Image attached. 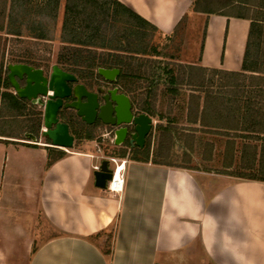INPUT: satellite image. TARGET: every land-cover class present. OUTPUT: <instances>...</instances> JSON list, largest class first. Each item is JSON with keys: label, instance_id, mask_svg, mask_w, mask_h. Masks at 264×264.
Here are the masks:
<instances>
[{"label": "crops", "instance_id": "1", "mask_svg": "<svg viewBox=\"0 0 264 264\" xmlns=\"http://www.w3.org/2000/svg\"><path fill=\"white\" fill-rule=\"evenodd\" d=\"M116 1L166 36L192 11L191 0ZM197 15L205 17L201 50L197 61L182 68L234 81L249 21ZM180 73L172 72V82L160 78L165 82L157 85L150 117L161 127L171 125V136L149 150L148 163L130 161L128 154L115 159L124 164L118 194L94 185L93 168L102 157L94 140L75 135L73 147L56 149L64 156L47 166L45 148L51 147L38 137L42 125L25 141L0 133V264H264V182L200 166L201 143L210 144V158L202 161L212 162L222 136L209 135L214 145L197 136L199 118L196 124L190 119L202 110L204 74L197 84V76ZM177 137L183 143L189 138L193 147L182 149ZM76 140L86 142L77 146ZM91 145L94 152L86 150Z\"/></svg>", "mask_w": 264, "mask_h": 264}, {"label": "trees", "instance_id": "2", "mask_svg": "<svg viewBox=\"0 0 264 264\" xmlns=\"http://www.w3.org/2000/svg\"><path fill=\"white\" fill-rule=\"evenodd\" d=\"M191 1L192 11L195 13H201L207 16L226 15L219 14L217 11L220 10L216 11L209 7L206 0ZM244 1L247 3L241 1L237 6L246 9L244 4H247V7H249L250 3L257 0ZM232 2L233 0H229L224 8H232ZM110 3L113 7L99 0H67L66 8L77 10L75 15H78L77 17L81 19V30L82 34H85V36L83 41L68 43L70 48L66 49L67 52L59 54L56 65L63 71L73 74L80 81L92 79L99 68L118 69L120 75L117 78V83L122 91L130 97L134 109L140 114L151 117L153 116L156 103L157 87H154V90H150V88L146 87V92L143 95H138L136 93L141 87H134L135 83H138L141 79L147 80L148 77L145 75L146 72H142L143 65L141 66L140 64L134 67L131 60H134V57L137 56L146 57L151 55L152 51L148 49L150 48L149 45L139 41L140 35H143L147 31V28H151V30L155 32L158 31L116 0H112ZM259 8L264 11V3L262 6L260 5ZM116 9H119V11L116 12ZM230 17L249 21V31L241 72L233 74L236 76V79L227 86L228 89H232L236 92L224 96L222 93L205 92L202 110L199 116L197 115L198 110L196 109L195 115L191 113L194 119H190L193 121L191 122L192 124H196L199 118V126L203 131L202 133L218 135L228 139L224 154H226L228 161H230L229 165L232 164L235 139L264 142V138H262L264 137V66H261L264 62L262 61V64L260 63L257 51L262 35V27L259 26V23L255 22L252 17L246 15ZM119 19H124V21L121 22ZM185 19L186 16L182 18L173 32L183 24ZM118 23H121L122 29L115 30L117 29V25H119ZM107 25L109 28H107ZM35 39L44 40L41 35L37 36ZM121 39L126 40V43L124 44L121 42ZM253 47H255L256 50H252ZM254 51H256V55ZM124 57H129L127 58L129 61H124ZM251 60L255 61L251 63ZM35 68L40 67L36 66ZM171 74L172 72L166 70L161 75L165 78H170ZM152 77L153 74L150 78L152 79ZM158 77L160 78V76ZM245 78L250 81V86H248V88L246 87L249 89L246 93L240 92L245 89L242 83ZM170 81L172 82L173 80L171 79ZM174 94L176 93H172V95ZM0 100L8 102L9 106L15 111H21L25 108L24 103L26 101L18 99L14 94L9 92V83L6 79V68L2 56L0 57ZM195 100L194 104L197 105V108L198 106L200 107L199 99ZM194 104L192 101V107ZM219 108L221 109L219 110ZM217 110L218 115L214 114V117L217 115L221 121H219V123H214L215 119H209L208 116H211ZM39 117H41V115H39ZM37 125V129H39L41 118ZM170 126L171 125H168L165 128L161 126L158 127L163 134L166 133L168 136H171L170 133H172V129L169 128ZM187 131L190 133L195 132L193 128H188ZM150 136L151 133L143 149L134 148L127 152H122L117 157L113 156L110 158L124 159L126 154H128V159L130 161L148 163ZM76 138L87 141H92L94 139L91 133H85L84 135L79 134L76 135ZM46 144L50 145L49 141H47ZM45 150L48 151L47 166H50L54 161L64 156L63 152H58L53 148L46 147ZM248 150L253 152L250 157H247L246 152ZM256 150V147L248 146L247 144L241 146L240 179L264 182V147H261L258 159ZM34 252L35 250H32V253Z\"/></svg>", "mask_w": 264, "mask_h": 264}, {"label": "rangeland", "instance_id": "3", "mask_svg": "<svg viewBox=\"0 0 264 264\" xmlns=\"http://www.w3.org/2000/svg\"><path fill=\"white\" fill-rule=\"evenodd\" d=\"M99 1L105 3L106 5L108 3V6H111L110 2H112V0ZM206 1L209 7L216 11L220 10L217 11L219 14H226L230 16L246 15L248 17H252L255 22L259 23V26L262 27V35L259 42V49L257 51L259 61L262 64V61L264 62V11L260 10L259 7L260 5H263V0H257L250 3L249 7H247V4H244L246 9L237 6V4L241 1L246 2L244 0H233L232 8H224L229 0ZM66 6L67 0H0V57H3L5 68L8 65L25 64L34 67H42V69L47 72L52 66L56 65L59 54L67 52L66 49L70 48L68 43L84 40L85 34H82L80 25L81 19L80 17H77L78 15H75L77 10L75 11L74 9H67ZM117 11H119V9H116V12ZM204 18V16H199L197 13L191 11L190 14L186 16L183 24L175 32L169 34L168 36L155 32L151 30V28H147V31L143 35H140L139 41L143 44L149 45L151 49H148L152 52L150 56H137L134 57V60H131V63L134 67L140 64L141 66L143 65L142 72H146L145 75L148 77L147 80L141 79L138 83H135L134 87H141H138L139 90L136 91L138 95L145 94L146 87L152 90L154 87H158L157 85H159L160 82L164 83L165 81L162 82L159 80L161 77L165 80V77L161 74L166 70L169 72H175L181 76L182 73H180V71L182 69H185L189 74L192 75L193 78L197 76V80H194L195 83L197 82V84L201 82L200 79L203 78L201 75L204 74V85L206 87V92H213L216 94L222 93L223 96L236 92L232 89H228L227 87L233 82L232 78H221L220 76H214L213 73L207 71L199 74L198 71L188 69L186 65L184 68H182V64L184 62L188 63L191 61H197L199 57L204 35ZM119 20L121 22L124 21V19ZM118 24L119 25H117V29L115 30L122 29L120 25L121 23ZM107 28H109L108 25ZM39 35L43 36L44 40L35 39ZM121 42L125 44L126 40L121 39ZM252 50H256V48L253 47ZM254 54H257L256 51H254ZM124 58V61H129V59H127L129 57ZM254 61L255 60H251L250 62L252 63ZM261 66H264V64ZM152 74L153 77L151 79L150 77ZM158 76H160V78ZM194 81L191 80L188 81V83H193ZM242 83L245 89L241 90L240 92H248L249 89L247 88L250 86V81L245 78L243 79ZM188 89L190 88H185V90ZM9 91L14 94V91L11 88H9ZM202 91H204V89ZM167 103L169 102L167 99H165L162 112L166 110ZM24 107L25 108L21 111H15L9 106L8 102L0 100V133L8 134L17 141H25L26 135L31 131L36 130L38 121L41 118L39 117V112L42 113V111L26 102L24 103ZM220 109L221 108H219V110ZM214 114L218 115V110L215 111L211 116H208L209 119H215L214 123H219L221 120H219L217 115L214 117ZM189 119L190 117L188 116V120ZM158 126L161 125H158V123L154 120L152 123L151 136L149 138V150L151 148L155 149L157 144H160L162 140L166 141L168 137V135L162 133ZM42 128L43 127L41 126L39 130V138H42ZM176 129H179V127H175V130ZM91 132L93 133L94 144L97 146V148H99L101 151L100 154L104 159L107 157H116L118 154L126 150L124 148L113 147L112 144L108 142V136L100 137L102 132L92 129ZM201 132L203 131L201 130ZM201 132L199 135H197L200 139L211 140V142L213 141L212 144H215L214 137L209 136L211 134L205 135ZM105 133L106 132L103 134ZM178 137L177 143L179 147L184 149L183 147H186V144L193 147L192 140L185 138L183 143V140L180 141ZM216 140L223 142L221 144H216L219 146L222 145L221 149L217 148L218 152L219 150H222V166L221 164H217L220 162V154L217 151L213 153V155L211 153L212 162L205 163L202 161V159L206 160L210 158L208 153V147L210 144L206 146L205 143H201L199 150L198 147L196 148V150L201 153L196 154L199 157L200 166H206L212 171L221 172L223 174H227V176H233L235 178H239L241 176L239 175L241 172L239 169L241 146L243 144H247L248 146L256 147L257 159L260 154L261 147H264V142L235 139L232 162L235 161L237 164L233 163L234 165L232 166V164L229 165L230 161H228L226 154H224L228 139L226 140V137H222L221 139ZM85 142L86 141L79 142L76 140V145L78 146ZM171 142L175 143V141ZM92 146L93 145H91L89 148L86 147V150L89 152H94L95 150ZM180 152V154H182V151ZM246 153L247 157H250L251 153L253 152L248 150ZM183 158L185 159L184 156ZM180 163L185 164L183 159L180 160ZM187 167L194 168L196 166H191L190 164ZM110 169H113V164L111 163ZM225 169L230 170L227 172Z\"/></svg>", "mask_w": 264, "mask_h": 264}, {"label": "water", "instance_id": "4", "mask_svg": "<svg viewBox=\"0 0 264 264\" xmlns=\"http://www.w3.org/2000/svg\"><path fill=\"white\" fill-rule=\"evenodd\" d=\"M6 73L14 95L41 109V137L49 141V147L64 150L73 147L74 137L69 132V126L58 119V114L63 109L73 111L86 125H92L97 116L109 128L108 132L113 138L111 144L115 148H124L125 151L144 148L152 130V119L138 113L129 98L119 94L117 89L108 91L99 105L97 97L78 84L76 76L57 65L47 72L25 64L8 65ZM119 73L118 69L97 70V74L106 82H114ZM68 99L73 101L64 104ZM93 177L95 187L105 190L112 179L109 160H101Z\"/></svg>", "mask_w": 264, "mask_h": 264}, {"label": "flooded vegetation", "instance_id": "5", "mask_svg": "<svg viewBox=\"0 0 264 264\" xmlns=\"http://www.w3.org/2000/svg\"><path fill=\"white\" fill-rule=\"evenodd\" d=\"M28 66H31V65H28ZM31 67L35 68L34 66H31ZM35 69H38V68H35ZM39 69H42V67H40ZM42 70L44 71V69H42ZM107 70H112V69H107ZM6 75H7V73H6ZM119 75H120V73H119ZM118 76L115 78L114 82H106L102 77H100L97 74V71H96L92 79H89V80L86 79V80H81V81L78 80V84L84 86L85 90L88 93L94 94L97 97L96 102L99 105H101L102 104V98L105 97L107 92L110 90L117 89L119 94L126 95L122 91L119 84L117 83ZM9 88H11L10 85H9ZM126 96L129 98L132 107H134L132 102H131L130 97L128 95H126ZM72 101H73L72 99L65 100L64 104L67 102H72ZM29 105H31V104L29 103ZM34 107L39 109L38 106H34ZM39 113H40L39 115L42 116V113L41 112H39ZM58 119L60 122H63L69 126L71 135L74 137V139H75V135H79V134L84 135L85 133H91L93 135V133L91 132V129L98 131V132H102L100 134V137H103V135H104L103 133L108 132V130H109V128L105 127L102 124V121L100 119H98L97 116L94 118V122L92 125H86L84 122H82V120L80 118H78L75 115V113L73 111H67V110L61 109L59 114H58Z\"/></svg>", "mask_w": 264, "mask_h": 264}, {"label": "built area", "instance_id": "6", "mask_svg": "<svg viewBox=\"0 0 264 264\" xmlns=\"http://www.w3.org/2000/svg\"><path fill=\"white\" fill-rule=\"evenodd\" d=\"M50 94L51 93H49V95ZM105 136H108L109 137L108 142L111 144L113 138H112V136H110V133L109 132H106L103 135V137H105ZM103 159L104 158L101 157V160H103ZM105 159L109 160V162L111 164H113L112 179H111V181H109L107 183L106 189H107V191H109L111 193L118 194V193H120L122 191V186H123V174H122V172H123V170L121 171V174H120V183H115V172L114 171H115V166H116L117 163H116L115 159H113V158L107 157ZM93 169H94V171H96V170H98V167L95 166Z\"/></svg>", "mask_w": 264, "mask_h": 264}, {"label": "bare ground", "instance_id": "7", "mask_svg": "<svg viewBox=\"0 0 264 264\" xmlns=\"http://www.w3.org/2000/svg\"><path fill=\"white\" fill-rule=\"evenodd\" d=\"M124 169V164L117 163L115 166V183H120V174L121 171Z\"/></svg>", "mask_w": 264, "mask_h": 264}]
</instances>
